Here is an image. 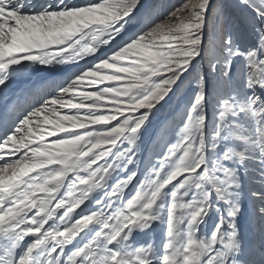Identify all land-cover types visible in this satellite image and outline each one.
Wrapping results in <instances>:
<instances>
[{
	"label": "snow or ice",
	"instance_id": "obj_1",
	"mask_svg": "<svg viewBox=\"0 0 264 264\" xmlns=\"http://www.w3.org/2000/svg\"><path fill=\"white\" fill-rule=\"evenodd\" d=\"M0 264H264V0H0Z\"/></svg>",
	"mask_w": 264,
	"mask_h": 264
},
{
	"label": "rangeland",
	"instance_id": "obj_2",
	"mask_svg": "<svg viewBox=\"0 0 264 264\" xmlns=\"http://www.w3.org/2000/svg\"><path fill=\"white\" fill-rule=\"evenodd\" d=\"M166 110H162L161 113L157 114V117L155 118L156 121L162 120L164 118Z\"/></svg>",
	"mask_w": 264,
	"mask_h": 264
},
{
	"label": "bare ground",
	"instance_id": "obj_3",
	"mask_svg": "<svg viewBox=\"0 0 264 264\" xmlns=\"http://www.w3.org/2000/svg\"><path fill=\"white\" fill-rule=\"evenodd\" d=\"M162 112V111H161Z\"/></svg>",
	"mask_w": 264,
	"mask_h": 264
}]
</instances>
